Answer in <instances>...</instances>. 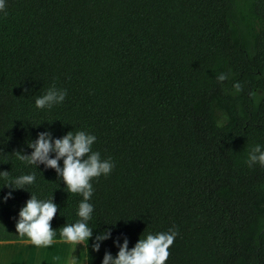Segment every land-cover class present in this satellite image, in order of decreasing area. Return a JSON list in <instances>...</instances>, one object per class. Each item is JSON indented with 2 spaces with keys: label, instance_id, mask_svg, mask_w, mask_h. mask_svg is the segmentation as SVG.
<instances>
[{
  "label": "trees",
  "instance_id": "1",
  "mask_svg": "<svg viewBox=\"0 0 264 264\" xmlns=\"http://www.w3.org/2000/svg\"><path fill=\"white\" fill-rule=\"evenodd\" d=\"M52 86L63 102L37 108ZM46 129L95 135L114 165L91 180L87 264L169 229L165 264H264V166L246 163L264 145V0H4L0 171L35 182L0 202V241H30L15 222L31 193L58 206L53 240L78 219L81 195L14 154Z\"/></svg>",
  "mask_w": 264,
  "mask_h": 264
},
{
  "label": "clouds",
  "instance_id": "2",
  "mask_svg": "<svg viewBox=\"0 0 264 264\" xmlns=\"http://www.w3.org/2000/svg\"><path fill=\"white\" fill-rule=\"evenodd\" d=\"M4 8V0H0V11ZM219 80H224L225 75L221 74ZM236 91L240 90V85H234ZM66 90L52 86L46 92L35 98L37 108L51 109L54 105L63 102ZM227 119V117H225ZM96 140L95 135L80 130L68 131L60 137H55L49 130L37 133L36 139L28 142L30 154L15 152L18 160L26 162L28 165H44L45 168H52L57 176L63 181L70 193L80 194L76 219L72 223H65L59 229V236L72 244L88 242L93 236V228L89 226V221L93 213V205L89 202L93 193L91 180L101 174L107 175L113 168L111 158L102 159L97 151L92 150V145ZM62 161L61 163H58ZM246 163L249 167L259 164L264 166V145L256 144L248 152ZM0 179L4 181V187L11 190L0 197V202H6L12 198L13 191L25 189L35 182V174L27 173L15 177H10L8 171H0ZM58 206L53 199H42L36 195H30L24 205L19 209L15 229L17 234L27 237L33 245L48 247L53 243L57 235L56 229L51 225L53 217L57 213ZM176 232L169 229L167 232L146 233L139 237L136 243L129 248V241L125 236L122 242L117 239L113 241L118 248L113 256L105 251L101 264H165L168 258L169 246L173 243ZM112 237L111 229L98 233L93 240L92 249L99 251L101 243ZM77 257L73 254L68 260L72 264Z\"/></svg>",
  "mask_w": 264,
  "mask_h": 264
},
{
  "label": "crops",
  "instance_id": "3",
  "mask_svg": "<svg viewBox=\"0 0 264 264\" xmlns=\"http://www.w3.org/2000/svg\"><path fill=\"white\" fill-rule=\"evenodd\" d=\"M73 254L77 259L72 264H87L85 242L75 245L53 240L48 247H38L31 241H0V264H69L68 258Z\"/></svg>",
  "mask_w": 264,
  "mask_h": 264
},
{
  "label": "rangeland",
  "instance_id": "4",
  "mask_svg": "<svg viewBox=\"0 0 264 264\" xmlns=\"http://www.w3.org/2000/svg\"><path fill=\"white\" fill-rule=\"evenodd\" d=\"M53 260H54V259H52V262H53ZM54 261H56V260H54ZM49 262H51V261H49ZM56 262H57V261H56ZM59 264H63V262L60 261Z\"/></svg>",
  "mask_w": 264,
  "mask_h": 264
}]
</instances>
